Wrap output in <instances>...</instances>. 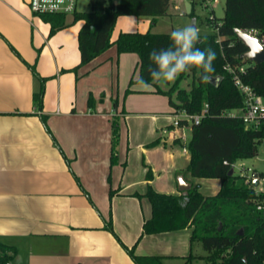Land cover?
Listing matches in <instances>:
<instances>
[{
	"label": "crops",
	"instance_id": "crops-1",
	"mask_svg": "<svg viewBox=\"0 0 264 264\" xmlns=\"http://www.w3.org/2000/svg\"><path fill=\"white\" fill-rule=\"evenodd\" d=\"M27 1L0 0V242L15 248L12 264H136L123 246L186 259L192 228L143 235V225L148 190L180 195L179 176L218 194L219 179L183 174L191 129L172 126L178 112L160 86L133 88L137 54L114 45L72 71L84 23L50 37ZM136 18L120 33L154 31Z\"/></svg>",
	"mask_w": 264,
	"mask_h": 264
},
{
	"label": "trees",
	"instance_id": "trees-1",
	"mask_svg": "<svg viewBox=\"0 0 264 264\" xmlns=\"http://www.w3.org/2000/svg\"><path fill=\"white\" fill-rule=\"evenodd\" d=\"M91 11L78 10L71 15L73 23L82 21L79 31L80 65L89 64L112 46L119 54L134 53L139 56V78L158 87L151 77L155 65L149 59L152 50L172 46L171 33L122 32L113 41L112 34L122 16L158 18L168 15L171 0H91ZM195 7L192 3L194 16ZM187 14V13H186ZM68 15H42L50 25V37L70 26ZM216 33L200 35L195 47L211 48L216 59L214 71L203 79L196 67L181 73L168 91L159 87L157 93L169 98L176 112L196 115L209 105L208 113L199 124L191 126V138L187 149L191 156L183 174L195 179H219L221 188L214 196H205L199 184L180 195L161 194L150 188L146 193L152 205V215L143 225V235H153L192 228L191 246L201 243L206 254L191 253L185 264L204 259L208 264H263L264 262V213L258 210L263 195L247 183L242 175H230L234 164L241 159L254 158L258 154L262 134L247 131L239 119L224 116L229 110L244 106V99L234 85V75L227 67L245 66L242 79L264 98V63L254 65L242 56L248 48L236 36V29H255L264 37V0H226L223 19H209ZM190 75L194 84L190 91L179 84ZM211 77L221 79L218 86L209 82ZM137 80V81H138ZM136 81V82H137ZM134 81H131L133 84ZM43 92L35 94L34 101L41 104ZM117 138V137H116ZM109 223L108 228L111 229ZM221 227V229H220ZM243 229V235L239 231ZM136 264H164L163 257L139 256L135 247L123 246ZM15 248L0 242V264H12Z\"/></svg>",
	"mask_w": 264,
	"mask_h": 264
},
{
	"label": "rangeland",
	"instance_id": "rangeland-1",
	"mask_svg": "<svg viewBox=\"0 0 264 264\" xmlns=\"http://www.w3.org/2000/svg\"><path fill=\"white\" fill-rule=\"evenodd\" d=\"M114 2H117L119 0H113ZM185 1H188L189 3H193L195 7L194 16H189L186 14V6ZM91 0H78V10L81 12H90L91 11ZM225 4L226 0H219L218 4L215 5H209L205 6V3L202 2V0H171V6L168 12L167 16L158 18V22L155 25H152L153 20L152 18L148 17H142L140 19H151L150 26H153L152 29L154 33H172L177 28H183L185 26H192L193 20L196 19V25L197 29L199 30L200 35H210L216 33L215 28L210 24L209 19L211 17H216L218 19H223L225 15ZM128 19H138L135 16H122L118 19L117 24L115 26V29L112 34V39L118 36V34L121 32V30H125L124 26H127L124 21ZM150 21V20H149ZM67 22L70 23V26L65 28L67 29H73L77 28L80 22L73 23V18L70 16L67 19ZM139 26L144 25H134L132 29H127V31L131 32H137L140 28ZM146 32V31H145ZM55 36V35H54ZM131 73H128L129 79L131 76H134L135 80L139 77V67L138 65H132L131 67ZM127 76V74H126ZM133 78V77H132ZM178 77L173 82H163L159 81L158 86H160L162 89L169 90L171 86L174 85V83L177 81ZM194 84V77L193 75H190L188 78L182 80L179 84V87L182 89H186L187 91H190L192 86ZM133 88L137 87V83L131 84ZM150 89H155L156 87L154 84H149ZM165 101L168 103V97L165 96ZM173 123V122H172ZM264 140L260 142L258 145V154L254 158L250 159H241L238 160L234 164V171L236 175H242V176H252L253 171L256 170L257 172H264ZM251 169V170H249ZM199 180H205V182H208L210 184L214 183L217 179H199ZM261 187H264L262 185ZM202 192L205 195L214 194L213 192L207 191L205 188L202 190ZM217 192V191H214ZM196 256L205 255L206 252L202 246L201 243L196 242L193 246V249L191 251ZM186 259L185 258H171L167 261V264H185ZM189 264H208L204 259H196L192 261V263Z\"/></svg>",
	"mask_w": 264,
	"mask_h": 264
},
{
	"label": "built area",
	"instance_id": "built-area-1",
	"mask_svg": "<svg viewBox=\"0 0 264 264\" xmlns=\"http://www.w3.org/2000/svg\"><path fill=\"white\" fill-rule=\"evenodd\" d=\"M202 2L205 3V6H209L218 4L219 0H202ZM27 5L32 14L38 18H41L42 15L64 14L71 16L78 7V0H28ZM213 18L214 17H211V19ZM241 31L252 38L258 39L260 43L264 45V37L258 30L247 29ZM227 69L231 74L234 75V85L238 88L241 95L243 96L244 106L235 110H229L224 113V116L241 120L244 124V128L247 131L261 133L262 137L259 139L260 144V142L264 140V98L259 95L253 89V87L243 81L242 75L246 73L245 66L238 68L229 66ZM208 109L209 105L206 104L202 112L196 115H190L186 112L180 111L177 113L172 126L178 130L191 129L193 124H199L201 120L206 117ZM164 133L168 134L169 131H165ZM180 139L184 143V151L187 153L189 138L185 134H182ZM255 174L258 175L257 179L259 181V185L257 187L252 185L253 181L255 180ZM244 177H246L247 183L251 184L258 195H263V199H261L257 207L259 211L264 213V187H261L264 185V172H257L254 170L252 176Z\"/></svg>",
	"mask_w": 264,
	"mask_h": 264
},
{
	"label": "clouds",
	"instance_id": "clouds-1",
	"mask_svg": "<svg viewBox=\"0 0 264 264\" xmlns=\"http://www.w3.org/2000/svg\"><path fill=\"white\" fill-rule=\"evenodd\" d=\"M172 46L160 50H152L149 59L155 65L151 69V77L155 81L173 82L175 79L191 68L202 70L203 79L214 71L213 61L216 54L211 48L201 50L195 47L199 41V30L192 26L177 28L171 33ZM139 87L150 85L143 78L137 81Z\"/></svg>",
	"mask_w": 264,
	"mask_h": 264
},
{
	"label": "water",
	"instance_id": "water-1",
	"mask_svg": "<svg viewBox=\"0 0 264 264\" xmlns=\"http://www.w3.org/2000/svg\"><path fill=\"white\" fill-rule=\"evenodd\" d=\"M117 4V2H116ZM186 13L190 15L192 13V4L186 1ZM192 27L196 28V19L193 20ZM237 38L246 45L248 48V51L242 56L243 59L248 60L249 62L253 63L254 65H260L264 63V45L260 43V41L256 38H252L245 33H243L240 29H236L235 31ZM221 79L219 77H211L209 79V82L214 85L218 86L220 83ZM234 168L231 169L230 175L234 174ZM255 180L253 181L252 185L254 187H257L259 185V181L257 179L258 175H254ZM178 183H179V190L182 193L188 192L191 188L192 185L188 183L183 176H179L178 178ZM221 229V227H220ZM240 235H243V229L239 231Z\"/></svg>",
	"mask_w": 264,
	"mask_h": 264
}]
</instances>
